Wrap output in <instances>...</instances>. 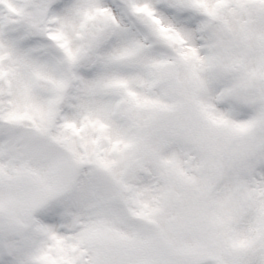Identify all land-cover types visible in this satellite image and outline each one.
<instances>
[{
	"label": "snow or ice",
	"instance_id": "1",
	"mask_svg": "<svg viewBox=\"0 0 264 264\" xmlns=\"http://www.w3.org/2000/svg\"><path fill=\"white\" fill-rule=\"evenodd\" d=\"M173 120V134L194 139L198 167L228 168L216 237L190 264H264V0H0V264H132L101 196L45 214L35 193L24 204L44 222L28 233L11 212L30 177L47 185L51 166L32 164L59 147L112 172L111 154L140 146L133 126ZM158 165L172 182L151 196L121 185L131 217L155 219L178 184L196 183L174 155Z\"/></svg>",
	"mask_w": 264,
	"mask_h": 264
},
{
	"label": "rangeland",
	"instance_id": "2",
	"mask_svg": "<svg viewBox=\"0 0 264 264\" xmlns=\"http://www.w3.org/2000/svg\"><path fill=\"white\" fill-rule=\"evenodd\" d=\"M191 91V90H190ZM200 99L203 102L210 100L209 94L200 93ZM190 119V114L187 112L183 113L182 122L186 123ZM176 123L175 120L161 121L159 123H153L150 127L140 128L133 126L131 132L133 135L140 137V146L132 151L128 156L121 158L118 153L111 154V159L117 161L115 168L112 172H107L111 177V180L116 181L122 180L127 185L137 190H147L146 197L153 194V190L159 191L165 183H171L172 178H164L160 175V168L158 161L161 157H168L171 155L176 156L181 160L185 169L187 167V160L183 158L182 151L173 150L168 152V149L175 138L179 135L173 134L170 130L171 125ZM163 129H167L166 134H161ZM257 134H264V130H258ZM230 145H240L243 141V137H223ZM72 157V154H70ZM62 157L49 161L46 164L38 163L39 161H47L48 157H44L32 164L34 170L39 171L40 169L48 168L51 166V172L49 173V179L46 186H41L35 182L31 177L21 186V197L17 202L15 208L11 212L12 220L15 224L20 227L24 232H31L34 227L43 223L40 220V216L36 215L35 212H29L24 202L31 199L35 193L42 192L43 195L40 198V202L37 204L38 208H42L45 202L54 195L62 192L61 189L65 188V184L70 182L74 178V171L66 169V162H62ZM224 157H217V164L224 165ZM66 170L68 174L66 175ZM106 172V171H104ZM211 180L206 184H200V191L206 196L210 204L216 209V216L210 230L203 234H189L184 237L177 236L174 232L162 229L158 227L156 219L145 220L147 223L157 224L161 238H157L154 230L150 227L149 229H120L117 228V233L130 237L128 243L130 244V251L139 253V257H145L148 259V264H173L174 260L182 258H193L199 251L200 247L205 244L212 243L216 237L218 231V224L216 218L224 212L225 197L227 194V182H228V168L226 166H219L210 172ZM70 179H67L69 178ZM82 178L78 180L72 193L58 201L56 199L54 203L44 208L45 214L48 211H53L58 207L71 206L80 202L85 201L90 195L101 196L104 198V191L100 187L109 188L112 182L104 181L101 177L96 176L94 179L90 177ZM116 179V180H115ZM204 180V179H203ZM120 182V181H119ZM214 185L215 187H213ZM113 189L116 192L119 190L115 186ZM176 192L179 194L176 201H181L184 198V192L182 188L177 185ZM111 196V193H110ZM107 200V198H105ZM58 201V202H57ZM39 217V220L35 222L31 231L28 229L29 221L32 216ZM2 219V217H0ZM243 221H240L239 227H242ZM169 247L170 252L166 253L161 248Z\"/></svg>",
	"mask_w": 264,
	"mask_h": 264
},
{
	"label": "clouds",
	"instance_id": "3",
	"mask_svg": "<svg viewBox=\"0 0 264 264\" xmlns=\"http://www.w3.org/2000/svg\"><path fill=\"white\" fill-rule=\"evenodd\" d=\"M185 112L190 114V119L187 120L186 126L188 135L195 138L201 131V126L196 120L195 115L188 107ZM59 122V116H58ZM55 130V129H54ZM167 129H163L161 134H166ZM173 150H181L183 158L187 160V173L189 176L196 178V183H180L178 184L183 192L184 198L181 201L172 200L166 205L164 213L158 215L155 219L158 222V227L174 232L177 236L184 237L189 234H203L210 230L216 216V209L210 204L208 198L200 191V182L210 176V171L204 167H198L201 153L198 151L194 139L179 135L171 143L168 152ZM63 155L60 149L54 150L47 161H39L38 163L46 164L49 161ZM83 164H91L97 169H101L94 158L85 161ZM73 157H70L66 163V169L70 170L76 167ZM103 170V169H101ZM103 211L109 220L113 221L112 227L114 232L116 229H128L130 226L139 229L148 228L141 221L131 217L125 208L120 204L106 205ZM129 255L133 258L132 264H136L139 253L129 250ZM192 258H182L174 260L173 264H190Z\"/></svg>",
	"mask_w": 264,
	"mask_h": 264
}]
</instances>
